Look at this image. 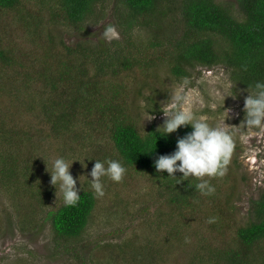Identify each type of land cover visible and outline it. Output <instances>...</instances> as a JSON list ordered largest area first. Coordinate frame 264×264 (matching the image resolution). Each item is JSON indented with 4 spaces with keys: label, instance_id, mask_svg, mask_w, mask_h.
Listing matches in <instances>:
<instances>
[{
    "label": "trees",
    "instance_id": "obj_1",
    "mask_svg": "<svg viewBox=\"0 0 264 264\" xmlns=\"http://www.w3.org/2000/svg\"><path fill=\"white\" fill-rule=\"evenodd\" d=\"M29 1L0 0V64L4 67L0 70V95L14 104L10 116L0 117V140L10 148L0 152V174L5 178L2 185L9 189L16 187L13 195H19L18 192L30 194L27 196L34 201V192L37 191H42L40 195L45 200L53 196L54 192L47 189L50 168L36 167V159H30L34 148L39 151L36 146L31 148L33 134L30 131L34 126L30 125L29 119L32 117H37L35 124L43 126L41 129L45 135L55 139L59 157L69 162L73 160L69 153H81V147L104 128L109 132L117 153L113 160L123 163L126 174L134 169L148 173L151 181L169 191L180 189L167 201L171 206L168 225L164 227V221H161L162 231L167 233L164 243L149 244L151 239L144 241L135 236L128 237L117 245L106 243L104 256L117 246L128 264H164L162 260L168 257L166 253L172 255L179 248L176 241H182V235L186 239L191 237V231L190 236H184L182 226L188 227L186 231L191 230L192 221L195 222L212 204H220L221 187L218 183L232 179V171L228 164L229 171L224 176L204 177L214 188L211 193L206 190L202 193L195 188L200 182L197 178L186 177L179 181L168 177L166 171L157 173L154 161L159 155L171 154L176 140L192 129L182 127L175 133L162 136L163 130L158 128L163 124L152 123L143 130L139 116L131 111L133 100L124 92L125 83L117 80V73L138 63L144 72L143 77L150 80V69L158 62L168 64L177 80L188 78L191 81V72L200 66L222 64L232 73L231 78L236 84L252 91L257 82H264V0H111L115 23H109L108 27L116 26L121 39L110 42L101 38L97 30L93 32L89 23L92 18L93 25H98L101 18L106 19L103 10L108 0H35L50 5L48 24L56 25V30L45 26L43 14L33 12ZM99 6H103L100 12ZM237 7L242 17L234 12ZM11 21L21 22L29 29L37 38L39 51L28 54L14 41L6 40L3 28L14 24ZM72 32L81 34L82 39L84 35L99 38L102 46L94 45L91 39L69 45L64 41V35ZM135 33L138 37L133 38ZM142 34L145 35L142 37ZM40 40L42 42L38 43ZM57 46L62 50H56ZM134 51H137L135 55ZM92 67L94 72L90 77ZM106 73H112L108 80L103 78ZM151 83L149 81V85ZM107 94L110 97L106 98ZM154 103L156 101L149 106L152 114L161 115L162 107ZM16 118L23 123H17ZM20 137L25 149H21V139L14 144ZM14 148L22 155L13 152ZM24 160L26 165L22 166L20 162ZM175 176L179 179L182 174L177 172ZM40 178L44 179L43 189H37V186L36 190L26 189L17 184L21 180L31 183ZM104 178L103 186L104 182L112 181ZM237 182L229 187L228 193L237 192ZM78 194L81 198L76 206L66 207L62 202L47 213L55 239L71 245L82 237L98 202L92 188L83 189ZM27 207L30 211L26 213L30 215L39 209L36 204ZM184 210L191 214H184ZM27 214L23 217H29ZM33 221L36 222L35 217L29 223ZM235 227L236 246H223L219 253L211 251L208 255L205 249V255L199 256L198 252L197 259L210 260L214 264H264V188L257 199H252L245 222ZM221 228L218 227L217 231ZM211 230L205 231L208 243L214 234ZM111 235L119 237L116 232ZM71 245L68 250L74 251L78 263H83L81 247Z\"/></svg>",
    "mask_w": 264,
    "mask_h": 264
},
{
    "label": "rangeland",
    "instance_id": "obj_2",
    "mask_svg": "<svg viewBox=\"0 0 264 264\" xmlns=\"http://www.w3.org/2000/svg\"><path fill=\"white\" fill-rule=\"evenodd\" d=\"M110 2L111 0H108L104 6V16H102L106 17L105 20L101 18L97 22L98 25H93V18L89 22L92 31L97 30L98 35L101 38H106L107 42L121 39L115 28L116 26L112 27L114 29L112 34L105 35L109 23H115L114 3L113 1ZM29 7L33 12L43 14L46 27H52L56 30V25L51 26L48 24L50 20L47 11L50 7L49 4L42 5L38 1L31 0L29 1ZM102 7L99 6V12ZM234 12L242 17L238 7ZM3 32H5L6 40L11 43L14 41L20 50L26 51L28 54L39 51V47L36 45L37 38L33 37L29 29L21 22L8 24L6 28H3ZM144 35L142 34V37ZM80 37L81 34L76 35L75 32H72L70 35H64V41L74 46L80 40L83 42V39H91L94 45L102 46L99 38L95 39L87 35H84L83 39ZM135 37H138V33L133 35V38ZM40 42L42 40L38 43ZM56 50L61 51L62 47L57 46ZM141 51L143 50L139 52ZM136 53L137 51H134V55ZM21 59L24 60V56ZM156 63L157 65H153V68L150 69V80L143 77L144 72L142 68H139L138 63L131 69H120L117 73V80L120 83H125L126 89H124V92L128 94L130 100H133L131 111L139 116V118L137 117L138 121L143 124L145 118L150 119L147 115L150 111L153 119L145 120L144 127L152 123L156 125L163 124L166 117L163 113L161 115L152 114V109L149 108L150 104L156 101L163 107L170 98L169 94L182 90L188 97L186 107L197 118L204 119L214 126H224L225 123L226 131L231 133L234 141V150L230 158V166H228L232 171V179L220 180L218 183L221 187L219 193L220 204H212L202 216L196 218L195 222L192 221L191 230L189 228L186 231L188 227L182 226L181 231L184 236H190L191 231V237L186 239L182 235V241H176L179 248H176L172 255L166 253L168 257L166 256L167 258L162 260L164 264H214L210 260L197 259V253L200 252L199 256H203L205 255V249L208 255L211 251L219 253L223 246H236L237 242L234 241L236 239L235 225L245 222L251 208L252 199H257L260 191L264 188V128H246L243 125L245 115L243 111L244 99L249 94V90L247 91L241 85L236 84L231 78L232 73L228 72L224 65L200 66L198 70L191 72L193 76L189 81L188 78L177 80L171 73V67L168 64ZM2 68L4 69L0 64V70ZM93 68H90V77L93 75ZM111 74L106 73L103 78L108 80ZM149 81H152L150 85ZM105 97H110V94ZM9 102L8 98L0 95V117L3 115L4 117L5 115L10 116L13 112L12 106L14 104ZM31 119H29L30 125L34 126L30 131L33 134L31 148L36 146L39 151L37 152L34 148L30 159H36L34 164L36 167L42 166V169L50 168L49 170H51V162L59 157L56 152L59 146L54 144L55 139L53 137L44 134L41 124H35L38 121L37 117ZM16 120L17 123L21 122L19 118H16ZM44 130L48 132L46 127H44ZM20 139L21 137L16 139L14 144L18 143ZM20 145L21 149H25L24 140L21 139ZM7 150H10V148H7L6 143L0 140V152L4 153ZM81 150V153H69L71 159L81 162H73L70 169L74 179H77L78 193L83 189L91 188L88 180L92 178L88 173L94 166L95 160L105 161L113 159L117 155L113 140L104 128L98 130V133L94 134L90 141H87L85 146L81 147ZM13 152L20 153L17 148H14ZM20 155L22 154L20 153ZM85 158L93 159L91 161L85 160L87 167L82 165ZM20 164L25 166L26 161L24 160ZM21 173L24 172L21 171ZM3 180L5 178L0 174V264H77L74 251L68 250L71 244L55 239L51 224L47 220L48 211L55 209L57 204L63 202L59 190H57V193L56 188L52 190L51 186L53 185L50 183V176L47 189L54 192L53 196L45 200L40 195L42 192L40 190L41 192H34L36 194L35 201L34 198L31 199L27 196L30 194L22 195L18 192L21 196L18 194L13 195L12 191L17 190V188L9 189L7 185H2ZM151 180L148 173H139L137 170L132 169L119 183L109 182L108 179V183L104 182L105 195L98 197L92 218L82 237L75 239V243L71 245L82 249L83 263L78 264H128L122 258L123 252L120 251V247H113L109 254L104 256L106 243L110 242L117 245L119 241L123 242L128 237L135 236L144 241L151 239L148 242L149 244H157L159 241L165 242L164 237L167 233L162 231L161 221H164V227L168 225L169 208L171 206L167 201L173 193L178 192L180 189L169 191ZM235 181H238L236 185L238 193H228L229 187ZM17 184L25 186L26 189L36 190V186L37 189H43L44 179H35L31 183L21 180ZM29 191L31 192V190ZM227 198H229L228 201ZM44 200L45 202H43ZM29 204H36L39 209L32 212L31 215L30 213L27 214L26 212L30 211L27 207ZM40 204L43 205L40 206ZM183 213L191 214L188 210H184ZM25 214L29 217H23ZM33 217H35L36 222L29 223V220ZM216 221H218L219 226L218 224L215 225ZM218 227H222L221 231H217ZM211 229L214 230V234L208 243L205 231H212ZM115 232L118 233V238L111 235ZM149 235L150 237H146Z\"/></svg>",
    "mask_w": 264,
    "mask_h": 264
},
{
    "label": "clouds",
    "instance_id": "obj_3",
    "mask_svg": "<svg viewBox=\"0 0 264 264\" xmlns=\"http://www.w3.org/2000/svg\"><path fill=\"white\" fill-rule=\"evenodd\" d=\"M113 32L114 29L108 27L105 35ZM248 93L244 99L243 111L245 115L242 123L246 128L262 129L264 128V82H257L253 90ZM169 97L161 109L166 117L163 125L158 128L163 130L162 136L175 133L182 127L190 126L192 130L176 140L175 150L171 154L159 155L154 161V167L157 173L166 171L168 177L179 181L186 177L197 178L200 182L195 185V188L202 193L205 190L207 193H211L214 188L203 178L222 177L226 174L234 150L232 135L226 131L225 123L224 126H214L204 119L197 118L186 107L188 97L182 90L169 94ZM147 115L150 119L145 118L144 121L153 119L150 111ZM86 159L93 160L85 158L82 164L84 167H87ZM75 161L79 160L69 162L64 157H57L51 162V171H48L50 183L56 188V193L59 190L66 207L76 206L81 198L76 187L77 179H74L70 171ZM126 171V167L120 160H95L94 166L88 173L92 178L88 181H90L94 195L96 197L105 195L102 178L107 177L118 183L123 179ZM177 172L182 174L179 179L175 176Z\"/></svg>",
    "mask_w": 264,
    "mask_h": 264
}]
</instances>
